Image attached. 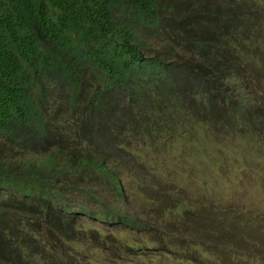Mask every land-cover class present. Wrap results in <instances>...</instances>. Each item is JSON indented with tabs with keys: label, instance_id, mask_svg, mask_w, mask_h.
<instances>
[{
	"label": "trees",
	"instance_id": "16d2710c",
	"mask_svg": "<svg viewBox=\"0 0 264 264\" xmlns=\"http://www.w3.org/2000/svg\"><path fill=\"white\" fill-rule=\"evenodd\" d=\"M253 4L0 0V264H264Z\"/></svg>",
	"mask_w": 264,
	"mask_h": 264
},
{
	"label": "rangeland",
	"instance_id": "374dc122",
	"mask_svg": "<svg viewBox=\"0 0 264 264\" xmlns=\"http://www.w3.org/2000/svg\"><path fill=\"white\" fill-rule=\"evenodd\" d=\"M222 1H224L232 9V11L239 13L238 9L241 8V6L243 5V3H245V2H247L249 0H222ZM261 5H264V0H254V4L251 5V8L252 9H259V8L264 9V6L262 7ZM116 16L120 20L123 18L122 17V14L120 12H117V15ZM237 20L239 21L238 18H237ZM210 29H211V31H214L215 30V28L212 27V26L210 27ZM258 55H259L258 56L259 63H261L260 67L259 68L258 67L257 68L255 67L256 69H254V67L252 65H246L245 64V66H247V68L249 70L254 69V70H262V71H264V48H263V50L258 51ZM260 83H262V85H263V91H264V81H263V79H262V81ZM259 87H260V85L257 86V88H259ZM49 90H50L49 91L50 92V95H49L48 99H49L50 102L55 101V103H57V104L63 102L62 99H64V96H65L64 91H61L58 88L51 87V86H49ZM262 95L264 96V93ZM9 146H11V145L10 144H6L5 146H3V147L0 148V156H2V155L5 154V152L7 151V148ZM11 148H13V150H15V151L18 150V148L15 147L14 145H12Z\"/></svg>",
	"mask_w": 264,
	"mask_h": 264
}]
</instances>
